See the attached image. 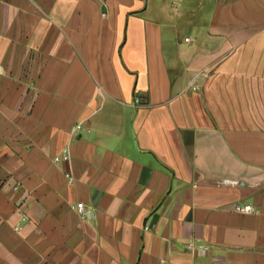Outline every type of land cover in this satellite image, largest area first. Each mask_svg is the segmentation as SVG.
I'll return each mask as SVG.
<instances>
[{
    "label": "crops",
    "instance_id": "obj_1",
    "mask_svg": "<svg viewBox=\"0 0 264 264\" xmlns=\"http://www.w3.org/2000/svg\"><path fill=\"white\" fill-rule=\"evenodd\" d=\"M0 264H264V0H0Z\"/></svg>",
    "mask_w": 264,
    "mask_h": 264
},
{
    "label": "built area",
    "instance_id": "obj_2",
    "mask_svg": "<svg viewBox=\"0 0 264 264\" xmlns=\"http://www.w3.org/2000/svg\"><path fill=\"white\" fill-rule=\"evenodd\" d=\"M184 39L186 41H188L189 40V37L186 36ZM134 100L136 102H141V96L136 95L134 97ZM76 128L77 129H82L83 128V125L81 123H78L76 125ZM67 157H68V149L67 148H64L63 153L61 155L54 156V160H59L60 158L66 159ZM66 176H67L68 182H72V176L68 172H66ZM237 182H238L237 180H231V179H224V180H222V183H225V184H235ZM18 186H19L18 183L13 184V188L14 189H17ZM73 207L81 215H89L91 213L90 207L86 206L84 204V202H82V201H77L74 204ZM234 208H235V210L240 211V212H248V211H250L252 209V205L250 203L237 202V203H235Z\"/></svg>",
    "mask_w": 264,
    "mask_h": 264
}]
</instances>
